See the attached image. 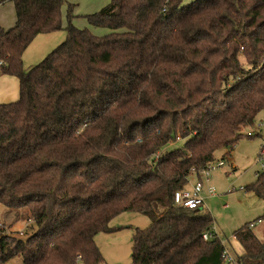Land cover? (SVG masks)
I'll use <instances>...</instances> for the list:
<instances>
[{"label": "trees", "instance_id": "obj_1", "mask_svg": "<svg viewBox=\"0 0 264 264\" xmlns=\"http://www.w3.org/2000/svg\"><path fill=\"white\" fill-rule=\"evenodd\" d=\"M12 1L0 74L20 96L0 103V204L15 221L28 211L35 230L0 221V264H105L96 236L124 212L150 219L134 229L131 264L226 263L211 214L175 195L264 111V0H110L85 15L104 35L75 26L70 3L65 26L66 0ZM62 29L26 70L33 40ZM245 189L264 199V172ZM249 225L234 232L235 264H264Z\"/></svg>", "mask_w": 264, "mask_h": 264}, {"label": "rangeland", "instance_id": "obj_2", "mask_svg": "<svg viewBox=\"0 0 264 264\" xmlns=\"http://www.w3.org/2000/svg\"><path fill=\"white\" fill-rule=\"evenodd\" d=\"M64 5V23L68 24V3L72 4V22L79 28H87L96 35H104L109 32L106 27H97L89 24L85 15L99 11L110 0H66ZM193 0H184L185 4ZM12 24L15 21L10 20ZM10 26V25H9ZM8 27V26H7ZM67 30L62 29L50 33L39 34L23 54L24 68L28 70L41 62L54 48L67 39ZM20 84L16 76L0 74V103L13 102L19 99ZM253 131L252 137L247 133ZM180 145L176 143L175 146ZM264 111L257 116L255 125L245 131L244 137L235 145L232 150L222 149L217 152L216 157L220 159L229 152L225 165L217 168L211 173L210 184L215 187L216 195H207L205 212L210 213L214 219L215 229L222 240L225 248L232 258L236 259L238 254L243 252L242 246L236 240L234 232L240 227L256 222L261 219L253 228L255 235L264 241V199L258 196L253 190L245 188L250 186L257 179L258 172H264ZM232 159L235 168L232 167ZM195 177L192 178V180ZM0 204V221L10 223L14 220V214L18 210H10ZM25 214L17 219L12 225V230L19 235L22 232L31 233L35 227L27 228L30 224L28 211L20 210ZM148 216L124 212L114 218L112 226L119 227L116 232L104 234L101 232L96 236V242L104 255L107 264H131L132 233L136 227L145 228L149 225ZM27 228V229H26ZM9 264H23L20 257L13 258ZM224 264H234L227 261Z\"/></svg>", "mask_w": 264, "mask_h": 264}, {"label": "built area", "instance_id": "obj_3", "mask_svg": "<svg viewBox=\"0 0 264 264\" xmlns=\"http://www.w3.org/2000/svg\"><path fill=\"white\" fill-rule=\"evenodd\" d=\"M3 63L0 62V65ZM254 134L253 131H249L248 135L252 136ZM264 152V149H262ZM225 163L223 160H218L216 162L208 164L205 168H202L199 171L193 170L188 185L183 190H180L175 195V201L178 205H183L188 208H200L205 201V198L203 196V191L207 190V192L210 195H216L215 187L210 184L211 181V173L212 171H215L219 167H223ZM195 177L193 180L192 178ZM261 219L257 221L259 223ZM256 222H251L249 227L254 228L257 224ZM20 235H24V232H20ZM213 236L212 233L206 232L204 233V238L207 240ZM223 258L227 262H234L236 263V259L232 258L229 254L228 250L225 248L223 252Z\"/></svg>", "mask_w": 264, "mask_h": 264}, {"label": "crops", "instance_id": "obj_4", "mask_svg": "<svg viewBox=\"0 0 264 264\" xmlns=\"http://www.w3.org/2000/svg\"><path fill=\"white\" fill-rule=\"evenodd\" d=\"M10 20L16 21V13H15L14 4H13L12 0H4V1L0 2V27L9 28V27L13 26L15 22L12 24V22H9ZM232 167L235 168V163L233 162V159H232ZM205 191L207 192V190H204V192ZM206 194L210 195L208 192ZM203 196H204V193H203ZM212 196H214V195H212ZM204 198H205V196H204ZM205 206H206V198H205L204 204L202 206V209H204ZM114 227H116V226H114ZM117 228H119V227H117ZM104 234H109V233H104ZM132 236H133V233H132ZM105 264H107V263L105 262Z\"/></svg>", "mask_w": 264, "mask_h": 264}]
</instances>
